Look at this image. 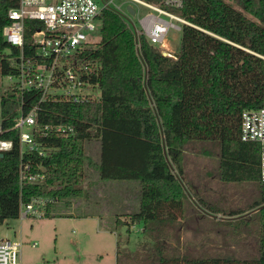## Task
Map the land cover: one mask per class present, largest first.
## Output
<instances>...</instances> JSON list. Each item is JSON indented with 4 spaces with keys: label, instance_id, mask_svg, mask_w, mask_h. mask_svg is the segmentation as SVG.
Here are the masks:
<instances>
[{
    "label": "trees",
    "instance_id": "1",
    "mask_svg": "<svg viewBox=\"0 0 264 264\" xmlns=\"http://www.w3.org/2000/svg\"><path fill=\"white\" fill-rule=\"evenodd\" d=\"M144 1L188 22L181 27L179 50L173 57L164 56L145 35L137 39L120 14L105 9L100 43L80 56L92 66L84 78L100 96L74 103L41 102V92H22L18 84L5 90L4 79L17 75L6 52L17 55L18 50L6 42L3 30L10 24L8 12L19 0H0L3 128L7 132L22 113L37 107L39 127L64 129L47 136L35 132L44 156L36 152L22 156L16 130L1 136L12 141L13 148L0 152V226L19 219L22 205L35 198L89 201L84 187L90 162L85 143L97 139L100 179L139 182L138 212L116 221L117 229L126 228L117 237V264H264L260 148L241 140L243 114L259 109L264 101V61L258 56L264 55V0H184L180 8L166 7L163 0ZM197 148L218 160L215 177L221 183L251 185L258 190V199L245 208L222 210L203 192L202 178L190 174L188 153ZM22 164L44 176V182L22 184ZM205 173L206 180L214 177ZM52 209L50 205L47 217ZM220 213L237 218L238 234L255 227L252 234L247 232L256 241L250 257L184 248L188 217L211 220ZM136 225L144 240L131 251V229Z\"/></svg>",
    "mask_w": 264,
    "mask_h": 264
},
{
    "label": "built area",
    "instance_id": "2",
    "mask_svg": "<svg viewBox=\"0 0 264 264\" xmlns=\"http://www.w3.org/2000/svg\"><path fill=\"white\" fill-rule=\"evenodd\" d=\"M19 0V5L8 12L10 24L3 30L4 39L18 50L17 55L6 52L9 61L17 71V75L7 77L11 84H18L22 92L38 91L42 93L41 102L72 101L84 103L97 99L94 87L84 77L90 74L92 66L80 59L89 48L99 43L95 41V33L101 34V14L111 9L126 16L120 11L127 5L129 16H133L128 7L131 6L137 16L136 6H144L149 13L139 20L140 29L132 22V30L139 39L145 35L154 46H163L171 30L180 31L181 27L172 21L188 24L186 20L170 12L160 5L150 4L144 0ZM184 0H163L166 7L180 8ZM129 20V19H128ZM130 22V23H129ZM32 23V26H28ZM29 42L27 44V36ZM169 56L173 57L172 54ZM264 61V55H258ZM264 87V74H263ZM94 90V91H93ZM93 91V92H92ZM18 131L20 134L21 155L36 152L41 156L46 151L36 141L35 132L47 136L52 130L63 131V127H39L37 107L29 114H21L13 128L7 132L0 119V152L12 150L13 142L2 139L4 133ZM241 140L255 143L260 148V178L264 182V101L256 110L246 111L242 117ZM21 183L40 184L44 176L31 172V166L21 165ZM59 201L51 198H35L23 204L20 219L47 217L50 205ZM22 242L5 238L0 240V264H21Z\"/></svg>",
    "mask_w": 264,
    "mask_h": 264
},
{
    "label": "rangeland",
    "instance_id": "3",
    "mask_svg": "<svg viewBox=\"0 0 264 264\" xmlns=\"http://www.w3.org/2000/svg\"><path fill=\"white\" fill-rule=\"evenodd\" d=\"M121 3V0L117 2L119 5ZM136 10L137 16H129L126 4L120 8V11L126 16L127 23L130 21L140 29L139 20L144 18L149 10L140 5L136 6ZM172 22L182 27L181 23ZM95 37V41L99 43L101 34L97 32ZM167 41L170 43L169 46L166 45ZM180 44L181 30H171L165 44L160 49L174 55L179 50ZM10 84V81L5 78V90L9 88ZM94 94L98 98L100 90H95ZM199 151L198 148L191 149L188 153L190 174L202 178L203 192L214 203L223 206L222 210L245 208L258 199V190L251 185L244 184L235 187L232 184L221 183L215 177L218 170V160L203 155ZM85 153L90 158V162L87 161L85 166L84 187L88 193L92 194L93 192L92 197L90 196L93 205L87 207L85 199H76L78 200V202L74 201L76 206L81 203L82 207H76L72 210L67 205L68 199H65L57 203L54 212L49 217L25 220L19 218L9 220L0 226V240L12 238L22 242L21 264H117V237L119 233L124 234L126 232V228L117 229L116 227L117 219L126 215L123 214L125 209L117 210L120 205L118 202L122 203V201H118L120 199L118 196L126 194L129 198V203H127L130 207H136L137 189L134 184L130 183L139 184V182L103 181L99 179L101 185L114 184L111 188L107 187V190L113 192L115 199L109 196V191L98 188V185L91 188L89 184L97 181L98 170L96 165L99 163L100 156L99 141L97 139L87 141ZM205 171L214 174L215 178L209 177L210 179L207 178L206 180L205 177L208 173ZM122 186H127L128 190ZM225 206L226 208H224ZM129 210L131 211V209ZM131 212L134 213V211ZM67 213L75 215L67 216ZM210 218L211 220L192 217L191 220L188 217L186 229L184 228L182 233L184 248H201L203 251L209 248L222 253L225 252L233 257L243 259L250 257L256 248V241L247 232L252 234L255 227L240 229L241 234H238L234 225L237 220L236 217H228L220 213ZM134 228L128 246L131 251L136 250L139 243L144 240L140 226L136 225Z\"/></svg>",
    "mask_w": 264,
    "mask_h": 264
},
{
    "label": "crops",
    "instance_id": "4",
    "mask_svg": "<svg viewBox=\"0 0 264 264\" xmlns=\"http://www.w3.org/2000/svg\"><path fill=\"white\" fill-rule=\"evenodd\" d=\"M168 43L166 44V45H170V43H169V41H167ZM177 52V51H176ZM99 160H100V156H99ZM98 172V171H97ZM99 172L97 173V181H95L94 183H90L89 184V186L92 188V187H95V186H97L98 185V188H102L104 191H109V190H107V187H109V188H111L114 184H103V185H101V184H99L100 182H99ZM98 182V183H97ZM105 183H110V182H105ZM126 184V183H125ZM130 184H134L135 185V187H136V189H137V195H136V198H137V205H136V207H130V205L128 204L129 203V198H128V196L125 194H123L122 196L121 195H119L118 197L120 198L118 201H122V203H120V202H118L120 205H119V208H117V210H119V211H122L123 209H125V210H123V212H125V213H123V214H134V213H136V212H138V210H139V184H136V183H130ZM125 190H128V188H127V186H122ZM94 189H96V188H94ZM88 191V190H87ZM90 194V196L92 197V194H93V192H92V194L91 193H89ZM109 196L110 197H114V199H115V196H114V194H113V192L112 191H109ZM90 197V200L89 201H85V205L87 206V207H90V205L92 204V198ZM104 197H106L105 195H104ZM117 197V196H116ZM107 200H109V199H107ZM74 201H77L78 202V200H67L66 202H67V205L70 207V209H72V210H74V208H78V207H82L81 206V203H78V206H76V203L74 202ZM111 201V200H110ZM128 202V203H127ZM69 203V204H68ZM110 203H112V201L110 202ZM110 203H108V204H110ZM56 205L57 204H55V206H53V209H52V211H51V213L52 212H54V209H55V207H56ZM93 205V204H92ZM123 205V206H122ZM138 206V207H137ZM129 209H131V211H134V213H132ZM114 210H116V209H114ZM50 213V214H51ZM118 213V212H117ZM67 216H74L75 214H73V213H67L66 214ZM135 228L134 227H132V231L134 230ZM140 230L142 231V229L140 228Z\"/></svg>",
    "mask_w": 264,
    "mask_h": 264
},
{
    "label": "water",
    "instance_id": "5",
    "mask_svg": "<svg viewBox=\"0 0 264 264\" xmlns=\"http://www.w3.org/2000/svg\"><path fill=\"white\" fill-rule=\"evenodd\" d=\"M128 11H129L133 16H135L136 12H135V10H134L131 6L128 7ZM163 54H164V56H169L168 53H166V52H164ZM1 156H3V154H2Z\"/></svg>",
    "mask_w": 264,
    "mask_h": 264
}]
</instances>
